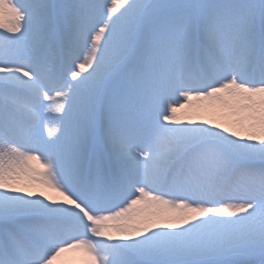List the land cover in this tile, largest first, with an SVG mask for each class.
Here are the masks:
<instances>
[{
  "label": "snow or ice",
  "instance_id": "snow-or-ice-1",
  "mask_svg": "<svg viewBox=\"0 0 264 264\" xmlns=\"http://www.w3.org/2000/svg\"><path fill=\"white\" fill-rule=\"evenodd\" d=\"M0 29V264H264V0H0Z\"/></svg>",
  "mask_w": 264,
  "mask_h": 264
},
{
  "label": "bare ground",
  "instance_id": "bare-ground-1",
  "mask_svg": "<svg viewBox=\"0 0 264 264\" xmlns=\"http://www.w3.org/2000/svg\"><path fill=\"white\" fill-rule=\"evenodd\" d=\"M180 103H184V100L181 99ZM182 111H186V110H182ZM214 111L217 114H219V109H215ZM202 115H203V118H212L208 112H205ZM31 163L34 168H36L37 170H40L39 168H37L38 166L36 162H31ZM51 194L55 195L54 193H51ZM88 259L89 258L86 255H84L82 252L78 250H73V251L63 254L60 258H58L56 264H86Z\"/></svg>",
  "mask_w": 264,
  "mask_h": 264
},
{
  "label": "rangeland",
  "instance_id": "rangeland-1",
  "mask_svg": "<svg viewBox=\"0 0 264 264\" xmlns=\"http://www.w3.org/2000/svg\"><path fill=\"white\" fill-rule=\"evenodd\" d=\"M0 31H3V29H1ZM201 103H206V102H201ZM37 168H39L40 169V166H39V164H37ZM40 170H42V169H40Z\"/></svg>",
  "mask_w": 264,
  "mask_h": 264
}]
</instances>
